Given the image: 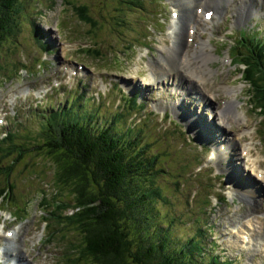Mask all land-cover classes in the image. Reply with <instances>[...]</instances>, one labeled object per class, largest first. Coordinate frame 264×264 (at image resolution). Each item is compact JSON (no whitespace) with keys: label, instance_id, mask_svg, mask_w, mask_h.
<instances>
[{"label":"rangeland","instance_id":"1","mask_svg":"<svg viewBox=\"0 0 264 264\" xmlns=\"http://www.w3.org/2000/svg\"><path fill=\"white\" fill-rule=\"evenodd\" d=\"M158 1L163 0H154V3ZM173 1L175 0L165 1L166 12V7L162 4L155 6L149 3L148 0H22L20 7L22 13L17 16L16 28L12 31L13 34L0 41V131L2 133H5L4 130L7 132L15 131L13 133L15 136L8 137H11L16 142L18 154L20 151H24V145H29V148L32 146V135L26 132L25 128V123L30 121V119L25 120L28 114H30V106H34V102L36 101L37 103V100L40 101V99L49 100L52 90L59 88L67 90L59 93L56 91L55 94L60 95L59 97H54V101L58 99V102H63V99L60 98L62 96L72 101L82 91L76 89L73 93H70L68 89H75L76 86L81 87V82L87 83L83 86V90L92 98L95 106L107 108V110L100 112L101 117H105L114 112L112 109L116 107L115 103L117 101L115 99L121 96L120 87L122 83L123 85H128L126 87L129 89L135 85L134 92L138 90L141 92L138 86H149V82H151L149 75L150 64L152 63L153 68H155L157 65L153 61L160 59L162 55L166 54L160 46L163 43L172 46L173 40L179 41V38L174 39L169 36V26L174 20L171 17V10H169L171 6L169 3ZM256 2L257 5L263 2L262 12L259 15L246 17L247 19L245 18L243 23L242 21L237 23L234 20L235 22H232L230 25L231 27L235 26V29L249 25L253 29L251 37L254 38L260 35L264 39V0H256ZM78 5L82 6L84 13ZM230 9V7H227L226 11L229 12ZM165 15L166 17H162ZM198 16L200 21L205 18L202 13L198 14ZM90 18L96 20V25L93 27L90 24L91 22L86 20H90ZM226 18L229 21L232 20L230 14L226 17L223 14L220 19L216 20L213 28L214 34L212 35L203 26H195L196 32L191 34L193 39L190 40L188 49L192 53L195 50L196 42L204 37L210 39L213 44L211 45V50L215 54L219 52V56L221 51H223L222 56L209 63L212 68V75H214H208L210 79L207 80V84L204 86L207 88L208 85H211L209 89H212L211 87L216 81L214 86H219L220 83L226 81L227 84L235 86L236 99L240 102L238 108L244 111L245 120L239 125L233 120L229 125L219 121L217 108L223 107L225 101L232 98V94L227 93L225 87L219 89L213 88L214 92L211 93L214 96L211 97H202L199 93L195 94L196 90H192L191 95L187 96V92L184 89L188 88V90H191V86L185 83L184 87L180 90V99H186L185 106L181 108H185L186 113L192 115L190 121L196 117L197 124V120H201V126L204 130L210 131L209 133L213 134L212 140L217 148L220 143L227 140L226 156L228 155L229 158L226 162L227 165H222L223 160L218 161L216 160L217 158L212 159L210 156L208 161L205 162V157L199 158V153H194L196 159L194 160L191 157L192 152L187 150L188 148L185 146L178 128L169 119L162 118V111L159 112V115L154 114V116L148 118L146 117L147 114L143 113L140 115L141 117L137 116L133 118V116H130V120L133 119V122L139 124L147 118L146 121L141 122L140 126L145 131L144 135L153 141L154 149L160 151L166 147L175 156L167 159V161L172 166L171 171L173 176H175L174 180L180 179L182 183H176L170 179L171 172L159 176L157 179L158 184L163 189H166L165 196L169 197L168 199L173 202V206L161 198L158 199L156 206V209L157 207L159 208L158 214L161 216H165L167 211L172 216L170 223H175L172 226L175 230L174 236L182 235L185 237L188 236L187 234L194 233V226L186 223V221H192L194 225L206 230L207 235L203 237L206 238L204 244L212 250L211 255L213 254V250L215 253H219L222 251L221 248L224 247L225 250L221 256L224 255L232 258L233 262L230 259L231 264H259L260 261L264 262V250L262 248L259 249L260 242L254 243V245L247 249L243 247L239 248L231 243L232 237L229 234L233 230L232 226L238 221L237 217L240 215L239 218L243 217L242 215L253 213L257 214V218L264 220V178L260 179L254 170L260 164L259 166L264 171V155H262L264 152V108L255 98L253 99V103H255L256 108H252V98L249 96V80H239L241 75L240 70H235L237 65H230L231 61L228 60L230 58L227 51L221 49L223 48L221 39L224 37V28L227 27L226 24L228 23ZM250 24L253 25L250 26ZM34 27L35 31L38 32L37 34H39L40 40L45 46L53 50L51 51L52 54L44 50L41 51L42 49L39 45L37 47L40 51L37 48L34 50V47L31 50L29 49V42L32 41L31 34L34 33L32 30ZM24 28L25 31H23ZM190 29L193 30V28ZM120 32L124 35H120ZM114 40L115 42H113ZM128 40L129 42H127ZM35 52L40 57L37 58V63L32 60V57L36 54ZM41 57H45L47 63H44ZM196 62L194 61L193 64H196ZM172 63L176 64V59ZM25 70H28L29 75ZM75 71L77 74L72 73ZM161 76L157 75L158 80ZM111 80L121 83L113 87L112 84L115 83H111ZM127 81L129 83L125 84ZM175 82L179 83L177 78ZM50 87H52L51 91L49 90ZM157 90L153 88L151 90L147 89L146 93L148 92L147 95L150 97L160 98L162 93ZM132 91L130 90V95L134 93ZM151 92L153 96H151ZM113 101L116 102L114 103ZM16 106L18 109H16ZM151 109L149 105H146L145 110L149 112ZM11 112L13 114L16 112L15 117H24V114H27L26 118L20 119L25 120V122L20 124L19 120H14ZM179 122H184L185 126L188 125V122L182 119ZM221 126L223 130H221ZM245 128L246 131L244 130ZM212 129H214L213 132ZM192 133L198 139V134L196 132ZM237 133L240 136V141L233 143L232 141H234L235 137L232 140L230 137L232 135L235 136ZM8 143L12 145L10 142ZM245 143L252 145V151L249 154L243 151ZM203 144H207V142L204 141ZM180 149H183L181 150V155L177 151ZM5 154V152L0 153L1 189L5 187L4 185L7 180L6 175L2 172L3 167H9L14 160L19 159L21 156L15 154L5 156ZM180 156L191 157L195 163L196 170H199L200 166L203 167L204 163L208 162L209 164L201 172L195 171V173L193 170L190 171L195 166L192 165L191 167V163L187 162L184 165V171L187 174L180 177L183 174L177 168V159ZM207 156L208 153L206 154ZM24 159L23 162L17 161L16 163L15 174L10 179L15 186L13 188L12 185L10 186V191H8L5 199L6 204L17 202L18 200L20 202L14 208L7 210L0 209V244L3 246H14V242L15 244L18 243L21 253L25 254L32 264H73L72 255L69 257V254L73 253H81L80 259L83 260L81 264H100L93 258L94 253L88 244V233L84 230L86 233L84 235L81 231V226L66 216L68 198H71L69 197L71 193L68 194L67 189L63 187L64 180L61 181L56 171V179L54 178L55 165L51 164V161L46 159L45 156L37 153L34 156H25ZM201 160L203 163L197 164ZM182 161L184 162L185 158ZM159 162L160 160L157 159L156 164H159ZM228 167L232 169L231 173L234 176L235 182H239L237 177L240 176L242 178H240V181L247 183V186L255 191L250 198L247 197V201L246 197L237 190L233 194L239 201L236 207H227L223 204V201L220 203L218 200L219 195H222L221 186L223 185V189H229L231 186L229 174L226 171ZM235 167L238 169L237 172L234 171ZM224 172L227 179H224L222 182L223 178H221V175H224ZM194 176L203 180V185L199 183L200 188L195 184H191L195 179ZM218 176V184L214 183L212 185L211 178ZM212 186L216 187V190ZM54 195L56 198L62 199V201L58 205L56 220L52 221L56 224L51 227L49 225L46 231L40 209L49 210L48 207L42 205L46 202L50 204L51 199L54 201ZM213 199L217 200V204H219L214 215L211 214L214 208L213 205L216 206ZM226 200L232 204L228 196H226ZM241 201H244L246 204L243 205ZM240 203L242 204L240 205ZM48 204L46 206H49ZM234 204L236 205L237 203L234 201ZM171 206L177 211L170 209ZM10 210L14 216L21 218L31 217L27 221L19 222L17 219L9 218ZM195 211L197 215L191 214V212L194 213ZM176 214L180 215L179 220L181 219V221L173 217ZM55 227L57 228L55 229ZM9 230L17 231L18 236H8L7 231ZM263 232L264 223L261 228V233ZM5 236L11 238L10 241ZM214 238L221 240L222 243L218 240L213 241ZM233 238H235L234 235ZM174 240L177 239L174 238ZM13 252L16 253V251ZM253 253L256 254L253 255ZM8 255L10 256V254ZM211 255L208 252L205 260H210ZM220 259L222 260L223 258L221 257ZM1 260L7 262V257L4 254H0V264H5Z\"/></svg>","mask_w":264,"mask_h":264},{"label":"trees","instance_id":"2","mask_svg":"<svg viewBox=\"0 0 264 264\" xmlns=\"http://www.w3.org/2000/svg\"><path fill=\"white\" fill-rule=\"evenodd\" d=\"M21 1L0 0V41L13 34ZM259 46L264 66V47L261 43ZM258 66L251 72L259 73ZM258 93V102L262 103L264 86ZM101 111L100 107L90 111L76 101L65 112L51 117L52 124L48 119L46 125L40 123L42 129L45 125L48 132L53 128L59 133L61 145L71 153H65L68 158L64 159L62 146L46 139V145H51L48 150L58 152L59 178L72 195L69 207L73 213L66 216L81 226L84 235L88 233L94 260L100 264H227L218 254L205 260V254L212 250L204 244L206 230L202 227L185 239L173 236L171 227L155 209L159 195L156 171L160 170L155 161L159 154L151 153L150 142L141 129L126 124L124 112L115 110L106 120ZM72 155L78 159L67 165ZM91 171L93 174H89ZM80 254H69L73 264L83 262Z\"/></svg>","mask_w":264,"mask_h":264},{"label":"bare ground","instance_id":"3","mask_svg":"<svg viewBox=\"0 0 264 264\" xmlns=\"http://www.w3.org/2000/svg\"><path fill=\"white\" fill-rule=\"evenodd\" d=\"M231 1L233 0H179L176 3V6H178L181 11H182V16L180 17L182 20L177 22V20H175L169 27V33H170V37H174L176 36V39H178V42H174L172 46H169L167 43H163L160 48H162L166 54L162 55L160 59H158V61H155L157 66L155 68H153L152 63H151V71H150V79L155 81L156 80V74L159 73L161 75H181L186 81H188V83L192 86L191 88L194 89V84H196V82L198 81V83H203V86H199L202 97L205 96H210L211 92L213 91V88L219 89L222 87L226 88V92L227 93H236V87L232 86L230 84H227L225 82L220 83V85H216L214 86V84L217 82H214L213 86L211 87L212 89H209L211 85H208V87L206 88L204 85L207 84V80H209L210 76L208 75H212V68L209 65V63L211 61H213L214 59L218 58V55H216L215 53H213V51L211 50V45L210 42L207 38H202L200 41L196 42V46H195V50L190 53V50L187 49V46L189 44L188 42V31L189 29L187 28L188 25L190 24H200V20L198 17L197 13L193 12V8L195 6V4H205V5H214V9H215V13L216 14H220L224 11L225 8L224 7V3H228L230 4ZM242 1V5L239 6L236 11L238 12V18H240V21L243 20L245 17H249L251 14L250 13H246V0H241ZM198 8V7H197ZM223 8V10L220 12V9ZM118 9V8H117ZM89 10V9H88ZM90 12V11H89ZM119 12V10H118ZM121 12V10H120ZM256 12H260V10H257ZM93 13V12H92ZM95 13V12H94ZM247 17V18H248ZM212 21L214 22V19H211V21H207L206 19H203V26L205 29L207 30H211L212 28ZM180 24H183L180 25ZM188 24V25H186ZM187 28V29H186ZM23 31H25V28L23 29ZM25 33V32H23ZM28 34V33H27ZM123 34L120 32V35ZM30 35V34H29ZM124 35V34H123ZM22 36V35H21ZM92 37V36H91ZM122 37V36H121ZM134 38V37H133ZM131 39V38H130ZM116 40V39H115ZM115 40L113 42H115ZM97 41V40H96ZM125 42V40H123ZM21 42V41H20ZM129 42V40L127 41ZM114 44V43H113ZM126 44V43H125ZM258 44V43H257ZM115 45V44H114ZM180 45V47L177 48V46ZM260 47V46H259ZM264 46H262L263 48ZM134 48V47H133ZM97 49V48H96ZM259 49V48H257ZM261 49V48H260ZM13 50V49H12ZM138 50V49H137ZM262 50V49H261ZM8 52V51H7ZM11 52V51H9ZM140 52V51H139ZM263 52V50H262ZM133 53V51H132ZM7 54V53H6ZM8 55V54H7ZM154 55V54H153ZM178 55V56H177ZM262 55V53H261ZM145 56V55H144ZM152 56V55H151ZM177 56V58H176ZM12 57V56H11ZM14 57V56H13ZM141 58V57H140ZM31 59V58H30ZM176 59V64H173L172 62H175ZM1 61V60H0ZM194 61H197L196 64H193ZM136 70V69H135ZM253 71V70H252ZM135 73V72H134ZM27 74V73H26ZM124 75V74H123ZM137 75V73H136ZM214 75V74H213ZM212 75V76H213ZM2 76V75H1ZM130 76V75H129ZM226 77V76H225ZM233 79V78H232ZM140 80V78H139ZM160 80V79H159ZM220 80V79H219ZM25 83V82H24ZM128 82H126L127 84ZM139 83V82H138ZM232 83V82H230ZM29 88V87H28ZM215 89V90H216ZM50 90V89H49ZM142 92V91H141ZM192 92V91H191ZM225 92V91H224ZM24 93V92H23ZM173 93V92H172ZM190 93V91L188 92V94ZM220 93V92H219ZM26 94H27V89H26ZM222 94V93H221ZM188 96V95H187ZM197 96V95H196ZM199 97V96H198ZM218 97V96H217ZM222 97V96H221ZM226 97V96H225ZM232 97V96H231ZM29 98V97H28ZM200 98V97H199ZM241 98V97H239ZM33 99V98H32ZM211 99V98H210ZM215 99V98H214ZM248 100V99H247ZM251 100V99H250ZM256 100V99H255ZM30 101V100H29ZM218 101V100H217ZM197 102V101H196ZM206 102V101H205ZM31 103V102H30ZM192 103V102H191ZM264 103V100L263 102ZM262 103L260 104L262 106ZM239 101L236 99L235 96H233L231 99H228L225 102V105L223 107H218L219 109V121L220 122H224L227 125L231 124L232 120L237 122V124H241L242 121L245 120V113L243 110H240L238 108L239 105ZM246 104V103H245ZM255 104V103H254ZM32 105V104H31ZM95 105V104H94ZM256 106V105H255ZM33 107V105H32ZM262 108V107H261ZM263 109V108H262ZM258 111V109H257ZM256 112V111H255ZM259 112V111H258ZM247 113V112H246ZM218 114V113H217ZM251 114V113H250ZM261 114V113H260ZM96 115V114H95ZM258 115V114H257ZM256 115V116H257ZM146 116V115H145ZM144 116V117H145ZM97 117V116H96ZM121 117V116H120ZM123 117V115H122ZM141 117V116H140ZM147 117V116H146ZM247 117V116H246ZM250 117V116H249ZM139 118V117H138ZM211 118V117H210ZM81 119V118H80ZM79 119V120H80ZM146 119V118H145ZM78 120V121H79ZM120 120V119H119ZM141 120V119H140ZM262 120V119H261ZM84 121V120H83ZM87 121V120H86ZM263 121V120H262ZM80 122V121H79ZM109 122V121H107ZM120 122V121H119ZM118 122V123H119ZM246 122V121H245ZM252 122V121H251ZM250 122V123H251ZM98 123V122H97ZM106 123V122H105ZM116 122H114L115 125ZM117 123V124H118ZM249 123V124H250ZM84 124V123H83ZM94 124V123H93ZM197 124H201V120H199V123L197 122ZM254 125V124H253ZM256 125V124H255ZM262 125V124H261ZM110 126V125H109ZM108 126V127H109ZM258 126V125H257ZM260 126V125H259ZM253 127V126H251ZM99 128V127H98ZM113 128V126H112ZM201 128V127H200ZM239 128V127H238ZM262 128V127H261ZM101 129V128H100ZM258 129V128H257ZM256 129V130H257ZM264 129V128H263ZM223 130V129H222ZM246 131V128L244 129ZM115 131V130H114ZM248 131V130H247ZM108 132V131H107ZM260 132V131H259ZM258 132V133H259ZM264 132V131H263ZM168 133V132H167ZM251 133V132H249ZM257 133V134H258ZM99 134V133H98ZM264 134V133H263ZM222 135V134H221ZM235 137V141L240 139L239 134H235L232 135V137H230V139H234ZM243 137V136H242ZM260 140V139H259ZM227 141V140H226ZM225 142L220 143V145L218 146V148H216L213 151V156L218 157L220 160H224L225 156H226V149H225ZM226 145H228L226 143ZM123 146V145H122ZM173 146V145H171ZM252 145H249L248 143L243 146V151L247 154L250 153L252 151L251 148ZM176 151V150H175ZM189 153V152H188ZM230 153V152H229ZM264 153V152H263ZM262 153V155H264ZM190 155V154H189ZM178 156V155H176ZM195 156V155H194ZM228 156V155H227ZM226 156V157H227ZM188 157V156H187ZM197 157V156H196ZM145 160V159H144ZM196 160V159H195ZM198 162V161H197ZM260 162V161H259ZM4 164V163H3ZM143 165V164H142ZM260 165V164H259ZM257 165V169L254 168L255 171H257V175L259 176V178H264V171H260L261 167ZM4 168V167H3ZM247 168V167H246ZM258 170L260 171V173L258 172ZM154 171V169H153ZM235 172L238 171V169L235 167ZM236 175V174H235ZM237 176V175H236ZM146 177V176H145ZM232 177L234 178V176L232 175ZM238 178V183L241 184L243 190L245 191V193H247L248 195H251L253 193H255V191H253L252 189H250V187L247 186V183H244L242 181H240V176L237 177ZM242 179V178H241ZM5 180V179H4ZM11 188V187H10ZM230 190V189H229ZM229 192H232V190H230ZM247 196V195H246ZM10 197V196H8ZM11 206V205H10ZM10 208V207H9ZM199 208V207H198ZM15 210V209H14ZM168 210V209H167ZM186 219V218H185ZM262 218H257V215H252L250 216L249 214L244 215L243 217L239 218V221H237V223L235 224L234 228H237V232H235L236 230L233 229V231L230 232V235H234L235 238L231 240V243L236 246V247H243L245 249L251 247L252 245H254V243L256 242H260L259 244V249L262 247L264 249V232L261 233V228L263 227V223L264 220H261ZM171 221V220H170ZM169 221V222H170ZM181 221V219L179 220ZM177 227V226H176ZM197 233V232H196ZM180 234V233H179ZM192 234V233H191ZM17 235V232H16ZM189 235V234H187ZM257 235V236H256ZM212 238V237H210ZM213 239V238H212ZM179 241V240H178ZM180 242V241H179ZM177 243V242H175ZM214 245V243H212ZM181 246V245H180ZM209 247V246H208ZM181 248V247H180ZM210 248V247H209ZM177 249V248H176ZM179 251V250H178ZM182 251V250H181ZM210 251V250H209ZM47 255V254H46ZM211 255V254H210ZM48 256V255H47ZM217 256V254L215 255ZM214 256V257H215ZM213 257V258H214ZM212 258V256H211ZM23 257L21 256V258H19V261H22ZM16 261V260H15ZM221 262V261H220ZM231 262V260H230ZM257 264V263H256Z\"/></svg>","mask_w":264,"mask_h":264}]
</instances>
